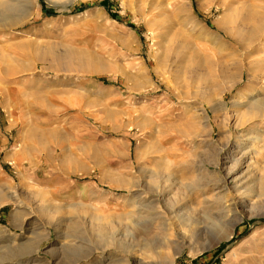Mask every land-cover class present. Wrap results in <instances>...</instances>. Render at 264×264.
Instances as JSON below:
<instances>
[{
  "label": "rangeland",
  "instance_id": "rangeland-1",
  "mask_svg": "<svg viewBox=\"0 0 264 264\" xmlns=\"http://www.w3.org/2000/svg\"><path fill=\"white\" fill-rule=\"evenodd\" d=\"M165 1L0 0V264H264V0Z\"/></svg>",
  "mask_w": 264,
  "mask_h": 264
},
{
  "label": "bare ground",
  "instance_id": "bare-ground-1",
  "mask_svg": "<svg viewBox=\"0 0 264 264\" xmlns=\"http://www.w3.org/2000/svg\"><path fill=\"white\" fill-rule=\"evenodd\" d=\"M19 1H20V3H24L26 5L32 3V0H19ZM50 1L62 4V7H66V5H69L72 2H74V0H50ZM165 7L166 8H170L171 7V0H166L165 1ZM6 10H13V7H7L5 4L0 2V34H2V32H4V31H6V29H7L8 32L10 30L14 29L13 27H11V22L12 21H16V23L18 25H20L21 22H23L24 20H28V18H29V14H28V11H27L28 8H27V10H21V11L20 10H18V11L17 10L16 11L13 10L14 12L12 11L10 13L7 12ZM229 11H230L229 8H227V14L224 15L223 18H221L222 21H223L222 23H224L222 26H224V25H226V26H229V25H241L242 26V25L246 24L247 22H249L251 19H255L254 18L255 16H254L253 13H247L246 15L242 16L241 19L237 23V17L235 15V13L233 11H230V12ZM258 17H259L258 20L256 19L254 21L253 27L251 29V32L247 36H245L243 33H233L231 35V32L227 29V27H225V28L222 27L223 29L222 28L220 29V24H219L220 22L217 23L215 28H218L220 31H222V33L224 35H227L228 37L231 36V38L234 39L235 43L242 50L243 49H247V47L249 48V47H251L253 45V43L256 41V39H262V37L264 36V15L261 14ZM2 36L3 35H0V38ZM36 61H43V59L38 57ZM53 61L55 63H57L58 59L54 57ZM79 67L82 68V70H85L83 67H81V66H79ZM238 69H239V77H240L245 70H244L243 65H239ZM6 201H7L6 199L0 198V204L5 203ZM174 211H175L174 209L171 210L170 214L174 213ZM179 219L180 218H178V220ZM235 225H236L235 222H229V223H226V225L223 224V223L222 224L220 223V225L218 226L217 231H216V236H215L216 242H215V244H218V243H220L221 241H224V240H228L231 237L232 233H233V229L235 228ZM194 236H195V234H194ZM178 238H179V240H178L177 244L172 242L173 245H174V247L172 248V250L174 251V256L178 254L176 252V250H177V248H178L180 243L183 244V242H185V241H188V243H193L194 242L192 240L193 238H189V237H187L185 235L178 236ZM172 262H171V264H172Z\"/></svg>",
  "mask_w": 264,
  "mask_h": 264
}]
</instances>
